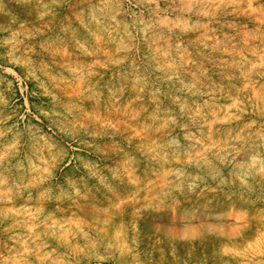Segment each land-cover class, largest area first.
<instances>
[{
    "label": "rangeland",
    "instance_id": "obj_1",
    "mask_svg": "<svg viewBox=\"0 0 264 264\" xmlns=\"http://www.w3.org/2000/svg\"><path fill=\"white\" fill-rule=\"evenodd\" d=\"M0 264H264V0H0Z\"/></svg>",
    "mask_w": 264,
    "mask_h": 264
}]
</instances>
